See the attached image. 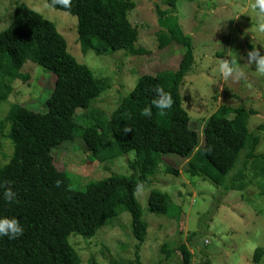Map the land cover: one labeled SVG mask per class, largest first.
Masks as SVG:
<instances>
[{
    "label": "trees",
    "instance_id": "1",
    "mask_svg": "<svg viewBox=\"0 0 264 264\" xmlns=\"http://www.w3.org/2000/svg\"><path fill=\"white\" fill-rule=\"evenodd\" d=\"M47 4L77 19V40L83 54L123 51L134 55L139 50L133 46L138 37L137 26L128 19V13L135 8L134 0H71L68 9L54 4V0H47ZM175 4L176 0H165L167 8L156 7V41L158 48H183L178 68L140 76L119 103L115 92V106L118 105L108 120L100 121L98 116L82 131L92 161L102 163L133 152L134 159L128 162L133 174L112 175L83 190L70 187L67 174L53 161L52 150L74 138L77 111L98 107L100 100H95L111 88L110 82L94 78L87 67L74 60L53 23L23 3L15 5L9 24L0 31V103L12 94L13 82L26 79L21 72L26 61L52 73L55 81L44 113L13 104L0 121V134L6 131L5 137L13 149L8 159L3 155L8 161L0 167V181L10 182L16 194L14 204L0 197V216L16 218L23 229L16 239L0 237V264H82L69 243L70 236L90 241L110 219L125 212L137 241L135 260L141 264L137 250L146 236L147 224L135 194L154 176L163 156L181 158L186 175L222 187L225 194L234 189L245 191V174L250 171L248 177H253L256 166L262 165L264 174V155L251 158L261 137L249 133L248 112L234 110L233 117L228 118L231 108L220 107L205 120L201 141L197 131L189 126V116L181 107L180 88L194 56L189 36L178 23ZM157 85L171 95L173 104L164 117L152 107V117L144 118L140 112L151 105L155 98L152 90ZM124 128L129 131L124 132ZM248 141L252 142L251 150L242 154L244 162L240 160L241 166L233 170ZM251 161L250 167L243 168ZM165 173L178 176V171L170 166ZM230 173L236 180L233 185H226ZM147 203L151 214L174 218L181 213L169 195L157 190L149 193ZM176 250L182 264H189L192 255L187 247L180 244ZM161 252L167 253L166 260L175 249L168 250L164 244ZM261 253L256 250L255 261Z\"/></svg>",
    "mask_w": 264,
    "mask_h": 264
},
{
    "label": "rangeland",
    "instance_id": "2",
    "mask_svg": "<svg viewBox=\"0 0 264 264\" xmlns=\"http://www.w3.org/2000/svg\"><path fill=\"white\" fill-rule=\"evenodd\" d=\"M164 1L134 0L135 8L128 13L129 21L132 20L138 29L133 46L139 50L134 55L123 51L96 55L92 51L81 52L76 33L77 19L54 10L47 0H0V31L9 24L15 5L23 3L54 24L66 42L67 52L78 64L87 67L94 78H105L110 82L111 88L95 100H100L98 107L93 105L77 111L74 138L52 150L56 167L67 174L73 189L83 190L88 184L112 175L129 177L133 174L128 165L134 159L133 152L121 153L102 163L92 161L83 143L82 131L98 116L100 121H107L140 76L178 68L183 48L173 45L158 48L156 41L159 27L155 9L167 8ZM252 3L253 0H176L175 5L178 23L183 33L189 36L194 56V63L180 88L181 107L189 116V126L197 131L201 141L205 120L220 107L232 109L228 110V118L233 117L234 110L239 109L242 114L248 112L249 133L261 137L254 157H251L255 160V156L264 155V76H259L248 64L247 53L256 49L264 54V33L257 30L258 17ZM220 59L233 62L240 75L223 79L217 68ZM21 72L26 79L12 83V94L0 103V121L13 104L34 112L46 111L55 76L30 61H26ZM115 92L118 95L116 106ZM5 134L6 131L0 134V167L13 151ZM251 147L252 142L248 141L233 170L241 166L239 161L243 163L245 160L242 154L249 152ZM252 161L243 168L250 167ZM167 166L177 170L178 176L166 174ZM185 169L181 158L163 156L154 176L135 194L142 219L147 224L146 236L137 250L139 262L182 264L181 254L176 249L184 244L192 255L189 264H264L263 166L254 168L255 178H249L250 171L246 172L245 191L234 189L226 194L222 187L202 182L201 177H189ZM235 180L231 175L226 185H233ZM152 190L169 195L181 213L174 218L151 214L147 210V199ZM107 223L90 241L70 236L69 243L82 264H138L135 260L137 241L131 233L129 214L122 213ZM164 244L168 250L175 249L166 260L167 253H160ZM258 249L262 253L255 261Z\"/></svg>",
    "mask_w": 264,
    "mask_h": 264
},
{
    "label": "clouds",
    "instance_id": "3",
    "mask_svg": "<svg viewBox=\"0 0 264 264\" xmlns=\"http://www.w3.org/2000/svg\"><path fill=\"white\" fill-rule=\"evenodd\" d=\"M71 0H54V4L61 5L64 9H68ZM253 11L257 13V30L264 33V0H253L251 4ZM247 62L254 67V71L259 76H264V54H261L256 49H252L247 53ZM220 76L227 80L230 77L235 78L240 75L239 68L231 61L220 59L217 64ZM155 94L154 100L150 106L144 107L140 115L144 118L150 119L153 115L152 107L158 110V115L164 117L166 111L172 106L173 100L171 95L164 91L160 86H155L152 90ZM124 132H128L129 128H124ZM138 187H140L138 185ZM0 197L9 204L16 203V194L12 190L11 183L8 181H0ZM23 232L21 225L16 218H9L0 216V237H7L8 239H16Z\"/></svg>",
    "mask_w": 264,
    "mask_h": 264
}]
</instances>
